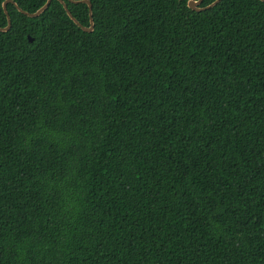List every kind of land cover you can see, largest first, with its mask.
I'll return each instance as SVG.
<instances>
[{
  "label": "trees",
  "instance_id": "obj_1",
  "mask_svg": "<svg viewBox=\"0 0 264 264\" xmlns=\"http://www.w3.org/2000/svg\"><path fill=\"white\" fill-rule=\"evenodd\" d=\"M91 2L8 3L0 264H264V2Z\"/></svg>",
  "mask_w": 264,
  "mask_h": 264
},
{
  "label": "water",
  "instance_id": "obj_2",
  "mask_svg": "<svg viewBox=\"0 0 264 264\" xmlns=\"http://www.w3.org/2000/svg\"><path fill=\"white\" fill-rule=\"evenodd\" d=\"M59 1L63 4L64 8L66 9V11L68 13V15L74 20V22L76 24L81 26V28L84 31L91 32V31L94 30L95 21H94V17H93V4H92L91 0H70V1H72L74 3H86V4H88V6H89V16H90V25L89 26H85V25L80 23V21L73 15L71 10L69 9L68 4L66 3V0H59ZM202 1L203 0H188L187 7L189 9L193 10V11L200 12V11H204V10H207L209 8L214 7L221 0H215L214 2H212L211 4H209V5L205 6V7H200ZM261 1L264 2V0H261ZM10 2L14 3L16 5V7L21 12L25 13L28 16L35 17V16H39L41 13H43L48 8V6L51 4L52 0H47L39 9H37L34 12H29L27 10H24L22 7L19 6V4L15 0H5L3 2V8H4V11H5L6 15H7L8 23H7L6 26H0V31H8L11 28V26H12V19H11L9 10H8V3H10ZM28 37H29L30 41L34 40V38L31 35H28Z\"/></svg>",
  "mask_w": 264,
  "mask_h": 264
}]
</instances>
